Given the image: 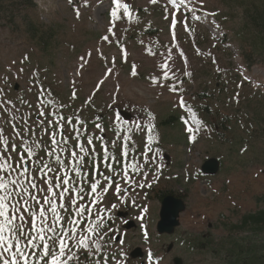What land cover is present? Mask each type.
<instances>
[{
	"label": "rangeland",
	"instance_id": "374dc122",
	"mask_svg": "<svg viewBox=\"0 0 264 264\" xmlns=\"http://www.w3.org/2000/svg\"><path fill=\"white\" fill-rule=\"evenodd\" d=\"M32 3L0 0V99L20 110L5 115L35 118L21 101L39 108V101L52 100L90 131L98 133L93 125L100 123L109 141L115 128L131 129L137 157L147 152L143 126H154L158 152L147 155L157 159L145 162L146 177H135L144 187L132 186L123 199L111 191L105 198L116 205L107 225L109 256L115 253L120 264H264V230L231 229L264 211V36L254 22L264 0H185L187 28L170 0H120L129 12L119 8L114 23L115 0ZM28 23L51 34L47 44L33 38ZM255 40L253 59L247 51ZM173 84L183 91L172 92ZM169 119L174 124L166 125ZM212 158L220 172L206 176L201 168ZM162 193L186 203L171 235L157 231ZM130 222L135 226L127 229ZM136 249L142 256L132 258Z\"/></svg>",
	"mask_w": 264,
	"mask_h": 264
},
{
	"label": "snow or ice",
	"instance_id": "6c2138e0",
	"mask_svg": "<svg viewBox=\"0 0 264 264\" xmlns=\"http://www.w3.org/2000/svg\"><path fill=\"white\" fill-rule=\"evenodd\" d=\"M151 2L155 4L157 0ZM115 3L113 23L120 18L119 8L129 12L127 3ZM170 3L181 17V26L187 28V18L180 11L185 0ZM75 11L79 18V9ZM176 24L173 16V38ZM161 67L166 69L164 79H169L168 64ZM132 75H136L134 69ZM153 83L159 81L153 78ZM170 90L183 91L175 84ZM21 102L33 110L35 118L32 114L9 118L5 114L20 110L12 100L0 99V264H120L115 253L109 256L105 250L109 247L106 236L110 212L116 207L105 198L111 191L114 197L123 199L121 194L132 186L144 187L135 177H146L145 162L151 164L157 159L147 155L158 152L152 146L154 126L151 122L143 126L147 129V152L142 151L137 157L133 155L137 147L131 129L122 132L115 128L109 141L100 123L93 125L98 133L90 131L80 116L63 114V104L42 100L39 108H33L28 101ZM185 105L181 96L178 106ZM34 126L42 136L35 133ZM143 128L136 125L137 130ZM187 131L193 133L194 141V129L188 127ZM156 170L159 171L158 165Z\"/></svg>",
	"mask_w": 264,
	"mask_h": 264
},
{
	"label": "water",
	"instance_id": "95a60500",
	"mask_svg": "<svg viewBox=\"0 0 264 264\" xmlns=\"http://www.w3.org/2000/svg\"><path fill=\"white\" fill-rule=\"evenodd\" d=\"M18 90V88H16ZM220 161L212 158L207 160L201 171L206 176H215L220 172ZM186 210V203L182 198L175 196L174 194H167L163 197L161 202L160 220L157 224V231L159 234H173L175 229L179 226L180 214ZM135 225L130 222L127 224V229L133 228ZM142 256L140 249H136L132 252V258H139ZM175 264H181L180 259L175 260Z\"/></svg>",
	"mask_w": 264,
	"mask_h": 264
},
{
	"label": "trees",
	"instance_id": "16d2710c",
	"mask_svg": "<svg viewBox=\"0 0 264 264\" xmlns=\"http://www.w3.org/2000/svg\"><path fill=\"white\" fill-rule=\"evenodd\" d=\"M21 1H23L25 3V5L28 7H31L33 5V3H32L33 0H21ZM254 22H255L256 26L259 27L258 28L259 29L258 35L264 36V14H257L254 17ZM28 29H29L30 34L33 36V38H35V39L40 38L41 40L45 41V44H47L46 41H48L51 37V34H46V35L43 34L42 29L39 28L35 24L28 23ZM257 45H258V42L256 40L253 41L249 45L247 53H250V54H248V56L250 58L253 57V59H255L258 57L257 54L259 52L257 51V47H258ZM263 55H264V52H263ZM166 123H167L166 125H172V124H174V120L169 119ZM167 194H173V193H162L161 196H159L160 199H163V197L166 196ZM179 198H181V197H179ZM251 227L258 229V230H264V211H260L256 214H250V215L243 217L241 223L238 226H232L231 229L242 230V229L251 228Z\"/></svg>",
	"mask_w": 264,
	"mask_h": 264
},
{
	"label": "bare ground",
	"instance_id": "6f19581e",
	"mask_svg": "<svg viewBox=\"0 0 264 264\" xmlns=\"http://www.w3.org/2000/svg\"><path fill=\"white\" fill-rule=\"evenodd\" d=\"M188 217H190V215Z\"/></svg>",
	"mask_w": 264,
	"mask_h": 264
}]
</instances>
